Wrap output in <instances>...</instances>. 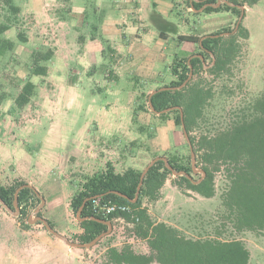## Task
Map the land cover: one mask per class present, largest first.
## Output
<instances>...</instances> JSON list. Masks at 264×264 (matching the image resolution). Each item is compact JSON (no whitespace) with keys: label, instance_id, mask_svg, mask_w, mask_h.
Masks as SVG:
<instances>
[{"label":"rangeland","instance_id":"rangeland-1","mask_svg":"<svg viewBox=\"0 0 264 264\" xmlns=\"http://www.w3.org/2000/svg\"><path fill=\"white\" fill-rule=\"evenodd\" d=\"M11 3L12 0H0L1 15L6 18H3L2 26H5L3 34L11 29L17 34L18 43L1 37V51H5L8 55L5 56L6 60L0 62V88L6 82L10 89L6 95L0 96V100L9 99L13 106L14 134L10 138H25L26 148L34 152L37 160L50 161L56 150L50 141L45 140L46 138H140L143 155L153 158L163 157L167 162L168 159H174L180 164L190 166L193 169L190 173L191 180L199 182L204 175L200 163V138L214 135L229 127L248 111L249 104L264 91V0L253 6L247 13L245 24L250 25L251 35L249 39L242 36L239 38L241 44L239 56L218 75L209 72L215 55L212 52L202 54L203 49L199 43H189L188 50L184 49L186 43L176 47L172 44L166 46L165 60L161 64L162 80L157 84L156 89L169 86L173 80L178 79L172 72V66L179 58L200 56L203 59L202 66H198L195 70L192 69L189 73L191 78L179 87L183 88L192 81L212 92V97L203 108L202 116L196 120L190 132L185 130L183 125L175 122L178 112L174 109L164 112L166 114L164 117L161 116L162 113L152 110L149 97L150 90L154 86L148 85V80L138 72L127 74L117 83L116 81L111 82L116 77L114 70L104 68L105 65L89 64L88 77H91L92 91L84 92L82 96L58 95L48 71L46 75L34 74L33 63L35 58L39 57L38 52L45 54L51 51L53 53L50 60L40 62L47 65L49 70L55 54L51 36L43 39V44L39 46L34 42L25 43L29 41L31 34H35L34 27L37 20L33 17L34 13L28 11L25 13L21 11L20 15L18 7ZM59 4L57 5L56 0H45L44 7L47 11L70 7L69 0H61ZM175 4L176 8L182 12L181 16H184L182 20L190 27L189 32L200 34V25L194 21L193 11L188 10L189 0L178 1ZM225 14L222 12L219 16L224 17ZM237 21L229 28L235 30ZM47 35H50V32H47ZM176 54L178 56H175ZM104 56L106 62L110 63V66L106 67L112 68L115 62L111 61L113 59L115 61L116 52L106 46ZM40 57L43 58L42 55ZM76 68L82 69L80 66ZM29 80L35 84L34 94L29 103L20 107L16 103V98ZM108 81H110L109 91L112 89V93H116L111 96L100 95V92H104ZM87 82L89 79L82 81L85 85ZM134 90H139L135 99L130 97V94L135 92ZM130 100L134 105L135 102L137 103L133 127L125 124L126 117L129 115L127 108L130 109L128 103ZM113 103L118 104L119 107L112 106ZM113 107L116 109L112 113H121L123 116L124 120L119 122L120 126L115 121L111 124V122L106 123L101 120L102 108L111 109ZM45 165H49L50 169L47 168L43 176L39 167L32 171L34 181L45 184L48 180L57 179L59 172L57 165L52 162ZM180 176L172 172L168 179L171 180V186L177 187L181 194L169 193L170 197L163 201V206L153 211V217L165 220L167 224L177 228L182 235L188 238L219 237L223 240H242L250 250V264H264V229L235 230L222 204L223 193L230 184L227 165H223L222 170L215 173L216 194L211 198L201 196L185 187ZM85 180L86 176L78 180L75 185L76 192L82 188ZM178 183L182 184L184 189ZM171 186L168 185V190ZM36 209H33L29 215V225H27L19 219V212L16 208H7L0 201V264H47L51 262L61 264L65 262V259L69 264H105V253L109 246L119 241L123 243L118 244V247L128 245L125 243L127 239L122 237L135 235L128 228H123L122 224L115 222L116 235L103 237V240L101 239L90 248L72 247L49 232L43 223L35 222ZM39 232L50 236L53 242L46 243ZM117 234L120 236L118 237ZM70 240L83 244L74 236ZM146 248L150 253L149 246ZM136 249L137 252L146 250L142 249V245H136Z\"/></svg>","mask_w":264,"mask_h":264},{"label":"crops","instance_id":"crops-1","mask_svg":"<svg viewBox=\"0 0 264 264\" xmlns=\"http://www.w3.org/2000/svg\"><path fill=\"white\" fill-rule=\"evenodd\" d=\"M56 1L57 5L61 3V0ZM178 1L182 0H69L70 7H60L59 10L49 9L48 11L44 7L45 0H12L11 4L18 7L20 15L21 11L22 13L28 11L34 13L32 16L37 20L34 27L35 34H31L29 41L25 43L34 42L39 46L43 44V39L51 36L55 54L49 65L48 73L58 95L82 96V93L92 91L91 77H88L89 64L105 65L104 68L114 70L116 77L111 82L116 81L117 83L123 80L127 74L138 72L148 80V85L154 86L150 90V94H152L160 89H156V87L162 80L161 64L165 60L164 50L168 44L176 47L186 43L184 49L188 50L191 41H179V35L193 34L203 39L222 28L233 26L237 21L236 15L231 11L206 13L203 9L195 10L190 6L188 10L193 11L194 21L200 25V34L191 33L187 22L182 20L184 17L181 16L182 12L176 8L175 3ZM191 1L189 0L190 5ZM6 8L8 10V6ZM252 8L253 6H246V12L242 19V23L250 35V25L245 24V20L247 13ZM222 12L226 13L224 17L219 16ZM3 18L0 12V26L6 19ZM47 32H50V35H47ZM1 37L18 43V36L11 29L2 33L0 39H2ZM106 46L116 52L115 61L114 59L111 61L115 62L112 63V68L106 67L110 66L104 56ZM7 55L5 51H0V62L6 60L5 56ZM76 66H80L82 69L78 70ZM170 74L172 75L171 71ZM87 79L89 82L86 85L82 83ZM109 84L110 81L105 84L104 92H100V95L111 96L116 93H112V89L109 91ZM9 89L5 82L0 88V96L6 95ZM134 91L130 97L135 99L139 90ZM1 100L0 183L7 186L17 179L27 182L28 186L33 187L42 200V218L51 222L54 231L69 240L73 236L78 240V236L84 233L81 223L83 220L78 218L70 205L77 190L75 185L80 178L93 176L106 170L108 162L113 164L116 173H124L129 168L143 172L156 159L149 155H143L140 138H46L45 140L50 141L56 150L50 161L37 160L34 157V152L26 148L25 138H10L14 134L13 106L9 99ZM132 102L131 100L128 102L130 109L127 108L129 115L126 117L125 124L128 127H133L136 119L137 103L135 102L134 105ZM113 105L119 107L116 103ZM114 109L116 108H102L101 120L106 123L111 122V124L112 121H115L120 126L119 122L124 120L123 116L121 113H112ZM17 130L19 129L17 128ZM51 162L59 168L57 179L48 180L45 184L34 181L32 171L39 167L43 176L46 174V169H50V166L45 164ZM168 185L171 186L169 179L162 187L157 200L151 201L148 198L144 200L143 206L148 209L154 221L166 222L160 218H154L153 211L163 206V201L170 197L169 193L176 194L178 192L181 194L175 186H171L168 190ZM115 222L117 220L112 223L111 233L104 237L116 235ZM118 223L121 225L120 222ZM39 234L44 237L46 243L53 242L49 238L50 236L43 232H39ZM117 236L120 235L117 234ZM122 238H126L125 243L131 245L136 252V245H142V249L146 250L139 253H149L146 248L147 241L138 235L135 234L131 237L126 235ZM120 243L123 242L119 241L111 246L118 247ZM66 260L61 264H69ZM151 264L160 263L152 262Z\"/></svg>","mask_w":264,"mask_h":264},{"label":"trees","instance_id":"trees-1","mask_svg":"<svg viewBox=\"0 0 264 264\" xmlns=\"http://www.w3.org/2000/svg\"><path fill=\"white\" fill-rule=\"evenodd\" d=\"M229 1L233 6L227 3L215 6L219 0H192L190 6L195 10L203 9L206 13L231 11L239 19L244 17L246 6H254L260 0ZM4 29L5 26H0V35ZM241 36L250 38V33L242 21L236 32L232 28H224L203 39L193 34L179 35L178 38L181 41L199 43L203 49L202 54L212 52L215 60L209 72L218 75L239 56ZM1 43L0 39V51ZM37 55L39 57L34 56V74L46 75L48 66L40 62L50 60L53 53L38 52ZM202 64L203 59L200 56L179 58L172 66V72L178 79L166 86L170 89L158 91L149 97L155 111L162 112L172 108L178 112L175 122L179 125L184 123L189 132L196 120L202 116L203 108L212 97V92L192 81L183 88L179 87L187 81L191 70ZM34 90L35 84L31 80L27 81L16 98V103L20 107L29 103ZM165 115L161 114L162 117ZM199 144L200 163L205 175L199 182L181 175L180 180L185 183V187L201 196L213 197L216 194L215 173L221 171L223 165H227L230 184L223 193L222 204L234 229H264V91L249 104L248 111L229 127L214 135L201 137ZM168 162L176 171L187 174L193 172L190 166L180 164L177 160L168 159ZM171 173L172 170L166 166V162L158 160L142 180L141 171L129 168L124 173H116L113 164L108 162L106 170L86 177L82 188L74 194L70 204L75 214L85 204L81 217L87 219L81 222L84 233L78 236V240L83 244L90 243L108 231L107 224L89 217L109 220L112 223L119 217V213L102 216L90 210L91 198L100 196L103 200H113L133 208L138 218L133 233L145 239L150 248V253H139L129 244L121 249L109 246L105 253V264H250L251 253L242 240H223L219 237L192 239L166 222L152 219L148 209L143 206L144 200H157ZM178 185L184 189L182 184ZM18 189V217L22 223L29 225V215L42 201L33 187L19 179L7 186L0 183V199L10 209H15L14 201ZM36 215L43 216L41 210ZM122 215L127 221L132 219L130 214ZM48 223L54 227L51 222Z\"/></svg>","mask_w":264,"mask_h":264},{"label":"water","instance_id":"water-1","mask_svg":"<svg viewBox=\"0 0 264 264\" xmlns=\"http://www.w3.org/2000/svg\"><path fill=\"white\" fill-rule=\"evenodd\" d=\"M222 3H227V4H229V5H232L233 6V4L229 1V0H219V2L215 5V6H219V5H221ZM242 18H243V16H241L239 19H238V21H237V25H236V28H235V30L234 31H236L237 30V28H238V25L240 24V22L242 21ZM189 78H191V76L189 77ZM189 80V79H188ZM187 80V81H188ZM186 81V82H187ZM164 89H170L169 87H163V88H160V89H158V90H156L155 92H153L151 95H150V97L153 95V94H155L156 92H158V91H161V90H164ZM150 106H151V108H152V110H154L155 111V109L153 108V106H152V103H151V101H150ZM170 110H172V108H170V109H167V110H164V111H162V112H157V111H155V112H157V113H164V112H167V111H170ZM181 116H182V121H183V113H181ZM183 126H184V129H185V125H184V123H183ZM186 130V129H185ZM186 132V131H185ZM191 149H192V147H191ZM158 160H164L165 162H166V166L169 168V169H171L172 170V172L175 174V175H184V176H186V177H188V178H190V174H187L186 172H181V171H176V170H174L173 168H172V166L170 165V163L169 162H167L163 157H158V158H156L155 160H153V162L142 172V180L145 178V176H146V174L148 173V171H149V169L158 161ZM203 173H204V175H205V172L203 171ZM203 175V176H204ZM142 184V183H141ZM21 189V188H20ZM20 189H18L17 190V192H16V195H15V201H14V206H15V208H16V210H17V212H19V210H20V208H19V205H18V193H19V191H20ZM0 201L7 207V208H9L1 199H0ZM85 205V204H84ZM84 205L82 206V208L80 209V211L78 212V214H77V216H78V218L79 219H81V220H84V218H82L81 217V213H82V210H83V207H84ZM42 206H43V204L41 203L38 207H37V209L35 210V213L37 214L41 209H42ZM85 219H87V218H85ZM89 219H93V220H97V221H100V222H102V223H104V224H107L108 226H109V228H108V231L107 232H105V233H103V234H101L100 236H98L96 239H94L92 242H90V243H86V244H78V243H74V242H71L69 239H67V238H65V237H63V236H61L60 234H58L56 231H54V229L52 228V226L45 220V219H43L42 217H40V216H37L36 217V219H35V222H43L44 224H45V226L47 227V229L52 233V234H54V235H56L57 237H59V238H61L62 240H64L66 243H68L69 245H71V246H76V247H87V248H90V247H92V246H94V245H96L105 235H107V234H109V233H111V231H112V227H113V225H112V222L111 221H109V220H104V219H100V218H97V217H89Z\"/></svg>","mask_w":264,"mask_h":264},{"label":"built area","instance_id":"built-area-1","mask_svg":"<svg viewBox=\"0 0 264 264\" xmlns=\"http://www.w3.org/2000/svg\"><path fill=\"white\" fill-rule=\"evenodd\" d=\"M90 210L93 213L102 216H109L119 213V217H117L115 220H117V222H120L123 228H128V230H131V232H133L135 223L136 221H138V218L135 216L134 210L130 205L119 203L113 200H103L100 196L91 198ZM125 213L132 216V219L130 221H127L123 217L122 214Z\"/></svg>","mask_w":264,"mask_h":264}]
</instances>
